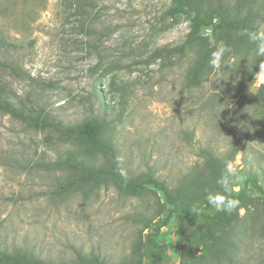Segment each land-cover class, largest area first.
I'll return each mask as SVG.
<instances>
[{
	"label": "rangeland",
	"instance_id": "rangeland-1",
	"mask_svg": "<svg viewBox=\"0 0 264 264\" xmlns=\"http://www.w3.org/2000/svg\"><path fill=\"white\" fill-rule=\"evenodd\" d=\"M77 1L0 0L1 96L16 108L30 101L63 125L104 116L126 175L151 171L204 212L214 210L207 193L223 189L202 150L221 157L235 149L231 163L241 179L232 194L244 187L236 219L190 226L172 215L156 237L166 245L160 264H264V199L244 175L254 169L264 187V93L252 90L260 59L254 45L229 41L225 80L208 65L200 86L189 87L187 70L204 46L172 51L189 19L166 17L170 0ZM243 2L242 12L264 27V0ZM46 136L0 111L1 247L51 262H70L80 250L114 264H147L153 249L145 234L164 216L159 191L129 197L110 183L64 187L69 175L53 163L74 145Z\"/></svg>",
	"mask_w": 264,
	"mask_h": 264
},
{
	"label": "trees",
	"instance_id": "trees-1",
	"mask_svg": "<svg viewBox=\"0 0 264 264\" xmlns=\"http://www.w3.org/2000/svg\"><path fill=\"white\" fill-rule=\"evenodd\" d=\"M244 0H170L169 6L164 14L166 17L176 19L185 15L189 19L188 31L182 43L172 48V51L182 55L185 50L200 41L203 52L195 56L187 70L189 87H198L201 84V77L209 65L212 51L215 47L209 43L212 38L217 44L223 42L226 46L229 41L241 42L247 40L239 33L242 30H256L261 20L255 21V13L251 11L242 12ZM77 5L79 2L76 0ZM209 30L207 35L203 31ZM7 47V42L0 37V53ZM264 59V58H260ZM259 63V61H258ZM257 63V67H258ZM1 65V63H0ZM264 93V84L259 87ZM0 87V111L12 118L23 122L30 128L47 132L46 138L51 141L49 135L56 134L55 140L58 143H72L74 146L66 148L63 155L53 163L55 169H59L69 175L64 187H75L80 184L99 186L101 184H112L116 190L125 196H141L148 187L159 191L165 205L160 212L164 216L150 226L145 234L146 242L153 249V255L147 264H160L165 255L166 245L158 242L160 229L173 215L179 222L194 225L198 220L220 225L231 224L237 216L244 196V187L238 193L232 194L233 199L239 200V205L231 213L204 212L199 207L192 205L194 199L186 198V195L178 187H171L163 179L156 177L151 171H145L135 176L126 175L123 171L122 162L116 153L113 145L112 129L110 120L104 116H91L79 123L63 125L60 121L52 119L44 111L35 108L31 102L16 108L9 100L1 96ZM99 93V91L97 90ZM96 93L98 96L99 94ZM28 100V99H27ZM236 154L231 149L223 156L214 154L211 150L203 149L202 156L209 163L216 166L221 175L227 162H231ZM103 156L104 160L97 162L96 156ZM245 181L256 189L264 199V187L258 181V173L254 169L244 172ZM151 221V220H150ZM150 224H144L147 228ZM0 264H114L103 257L95 254H85L80 250L74 251L72 261L58 260L51 262L26 249H6L0 245ZM233 264V263H232Z\"/></svg>",
	"mask_w": 264,
	"mask_h": 264
},
{
	"label": "clouds",
	"instance_id": "clouds-1",
	"mask_svg": "<svg viewBox=\"0 0 264 264\" xmlns=\"http://www.w3.org/2000/svg\"><path fill=\"white\" fill-rule=\"evenodd\" d=\"M239 34L245 36L248 42L254 45L255 56L257 58H264V27L256 30L245 29ZM209 43L215 47V50L211 53L209 65L214 70V75L219 82V80L224 79L225 70L230 67L229 62L225 60L224 57L226 54L231 53L232 50L223 42L217 44L212 38L209 39ZM258 67L259 71L255 72L252 82L253 93L264 84V59H259ZM240 179L238 169L234 167L231 162H227L224 171L216 181L223 191L208 192L206 195L208 204L214 208L216 212L231 213L237 208L239 200L232 198V192L234 190V182L238 183Z\"/></svg>",
	"mask_w": 264,
	"mask_h": 264
}]
</instances>
